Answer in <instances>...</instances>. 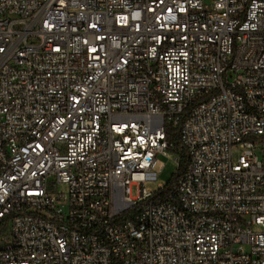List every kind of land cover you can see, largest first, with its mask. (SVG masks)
<instances>
[{"label":"built area","instance_id":"obj_1","mask_svg":"<svg viewBox=\"0 0 264 264\" xmlns=\"http://www.w3.org/2000/svg\"><path fill=\"white\" fill-rule=\"evenodd\" d=\"M0 264H264V0H0Z\"/></svg>","mask_w":264,"mask_h":264},{"label":"rangeland","instance_id":"obj_2","mask_svg":"<svg viewBox=\"0 0 264 264\" xmlns=\"http://www.w3.org/2000/svg\"><path fill=\"white\" fill-rule=\"evenodd\" d=\"M239 156L238 149L234 150V158L237 159ZM179 171V165L173 159L168 157L160 156L159 167H158V178L156 182H147L145 187L150 191L157 192L159 185L169 186L175 179ZM60 191L66 193L68 191L66 186H61ZM132 193L134 196L137 195V187L132 188Z\"/></svg>","mask_w":264,"mask_h":264}]
</instances>
